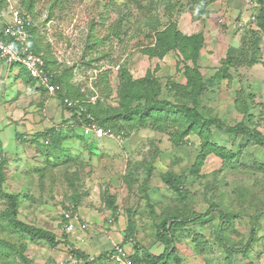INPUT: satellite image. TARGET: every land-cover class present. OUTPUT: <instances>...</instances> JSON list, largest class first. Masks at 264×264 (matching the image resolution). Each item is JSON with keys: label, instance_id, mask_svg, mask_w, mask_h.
Returning <instances> with one entry per match:
<instances>
[{"label": "rangeland", "instance_id": "rangeland-1", "mask_svg": "<svg viewBox=\"0 0 264 264\" xmlns=\"http://www.w3.org/2000/svg\"><path fill=\"white\" fill-rule=\"evenodd\" d=\"M211 1L36 0L28 13L27 0H0V32L15 17L24 18L32 29V47L47 60L50 73L64 77L74 95H82L86 103L92 97L99 101L102 116L118 109L122 69L133 80L151 75L160 99L179 102L168 88L186 84L183 65L191 67V61L186 62L178 49H170L162 58L150 56L154 30L174 24L180 35L200 34L204 42L196 65L204 79L225 67L229 50L235 57L242 54L238 58L242 64L229 66L225 77L207 87V93L199 97L198 110L228 126L243 122L264 134V36L255 23L247 25L253 32L239 28V20H246L241 11L246 0ZM183 22L190 27L186 28L190 35L181 31ZM250 62L255 63L250 66ZM19 68L0 61L3 188L20 196L18 220L53 233L59 244L32 242L14 229L0 196V264L66 260L74 246L67 244L61 216L73 205L85 215L87 228L81 234L100 235L113 229L122 231L125 238L132 232L131 248L135 244L144 255L154 254L150 249L161 244L164 219L180 216L186 226L170 236L179 262L168 264H264L261 148L245 136L212 127L209 140L234 157L223 162L207 154L199 174L193 176L202 140L192 132L182 138V128L171 126L170 121L169 126L158 128L159 123L146 121L140 126L118 118L112 122L123 135L89 142L78 136L83 135L82 129L63 109L59 95L45 104V93L37 83H27ZM238 98L247 104V113L235 110ZM61 128L64 131H58ZM50 130L60 137L55 144L45 138ZM168 172L184 177L182 193L163 181ZM108 193L117 214L105 206L103 198ZM257 214L250 242L251 218ZM223 216H230L229 220ZM240 250L243 253L234 252Z\"/></svg>", "mask_w": 264, "mask_h": 264}, {"label": "trees", "instance_id": "trees-1", "mask_svg": "<svg viewBox=\"0 0 264 264\" xmlns=\"http://www.w3.org/2000/svg\"><path fill=\"white\" fill-rule=\"evenodd\" d=\"M35 1L36 0H27V3H25V10L28 13H32ZM209 2L213 1L209 0ZM258 3L259 7L258 10H256L254 23L256 28L259 29V33L264 36V0H258ZM248 26H251V23H249ZM248 26L246 27V30L250 28L248 32H253L252 27ZM168 27L169 28L163 29L162 31H158V29L154 30V46L149 50V55L152 57L162 58L170 49H178L180 50L186 62L191 61V67L183 65L186 84L184 86L171 84L168 88L169 92H174L173 97L176 98L179 102L160 99V89L157 85L156 79H154L151 75H146V77L139 80H133L130 75L122 69L119 74L122 83L117 89L119 99L118 109L112 110L109 114L102 116L98 111L100 105L99 101L94 104L86 103L82 95H74L64 77L53 75V83L57 86L61 85L62 87L61 91H58L57 93L61 98V105L66 113L69 112L72 115L71 119L77 125V129H82L84 124H86V114L91 115L95 123L100 127L111 129L115 133V135L124 134L122 131H120V128H118L117 125L112 122H115V120L118 118H122L123 120L128 121L131 124L140 126H144L143 123H145L146 121H150L156 126L159 123L158 128L169 126L168 121H170L171 126H177L178 130L179 127L182 128L183 131H181L182 134L180 135L182 138H185L187 134L192 132L198 135L199 139L202 140L200 154L197 158V163L194 165V170L192 171L193 176L194 174L195 176L199 174L201 164L207 154H215V156L223 162L226 160H231V158L234 157L230 152L219 146H216L209 140V129L212 127L224 134H238L245 136L247 137L250 144L258 146L264 153V134L260 133L255 128H251L248 126L246 127V124H244L243 122H239L234 126H228L216 117H204L198 110L200 104L199 97L207 93L208 86L213 85L214 82H217L218 80H221L226 76V72L228 70L227 68L229 66L235 67L237 64H242L238 59L242 57V54H239L238 57H235L230 53L229 50L224 60L225 67H222V69L218 70V72L213 76L204 79V77L200 73L199 67L196 65L199 51L201 50L202 44L204 42L201 35L199 34L191 37H186L178 34L175 31L176 25L173 24L169 25ZM27 29L29 30L28 47L35 54H38V52L32 47L31 44L33 39L32 29ZM0 39L11 42V39L5 36L3 32H0ZM256 42L257 40H254V48H256ZM45 61L48 66V62L46 59ZM254 63L255 62H250L249 64L251 66ZM21 74L25 76V81L30 85H34L36 83V81L31 79L24 70H21ZM42 91L46 95L44 100V103H46L51 98L47 96L44 90ZM64 99H69L74 102L77 101V104L73 107L68 108L63 103ZM234 104L235 110L238 113H247L248 107L244 100L238 98L235 100ZM81 107L85 110V114L79 112ZM247 117V119L251 121V117ZM67 121H65L66 124L69 122ZM58 131H64V128H61ZM82 134L83 135L78 134V136L82 139L88 140L89 142L94 141V139L92 138H89L87 136L85 137L83 129ZM49 137L54 144L57 143L60 139L58 133H55L53 130H50L48 136L45 137L48 138L47 143L50 142ZM3 165L4 161H0V196L3 197L6 201L5 216L10 225L14 229L26 235L32 242L44 241L51 247L57 246L59 244V241L53 233L44 231L31 225H26L18 220L17 213L20 203V196L18 194H10L4 191L3 183L5 177L3 172ZM163 181L174 192L182 193L184 191L183 183L185 182V179L180 175L178 176L172 174L171 172H168L163 177ZM103 201L105 203V206L110 209L113 214H117V208L114 205V198L109 195V193L105 194ZM212 207H214V205H212ZM74 209H76V207L73 205L71 208L69 207L67 211L76 212ZM259 215L260 214L253 215L251 218L252 238L250 239V242L253 241V236L257 225L256 223L259 219ZM228 217L230 216H223V220L228 221ZM197 218H199V216ZM180 219V216L175 217L173 215H170L167 216L162 222L163 231L160 235L159 240L160 243L164 246V251L159 257H154L149 254L144 255L139 247L134 244V253L129 254V259L131 260L132 264H168L172 260L175 261V263H178L179 259L175 256V249L174 247H172L173 245L170 247V236H172L175 231L180 230L182 227L186 226V221H181ZM61 220L64 224L63 229L65 230L67 221L64 219L63 214L61 216ZM131 241L132 232H129L128 235L123 238V242L119 246L124 248V245ZM114 252L115 251L112 250L111 252L103 253L101 256L111 259ZM234 252L243 253L242 250ZM70 254L78 259L81 262L80 264L91 263L90 261H88L87 256H85L81 251L72 250Z\"/></svg>", "mask_w": 264, "mask_h": 264}, {"label": "built area", "instance_id": "built-area-1", "mask_svg": "<svg viewBox=\"0 0 264 264\" xmlns=\"http://www.w3.org/2000/svg\"><path fill=\"white\" fill-rule=\"evenodd\" d=\"M259 7L258 0H246L243 8V13L246 20H239V28L245 29L249 23L255 22L256 9ZM219 22H222L219 19ZM248 23V24H247ZM3 33L11 42L0 39V61L6 65L13 67H20L26 74L36 81L39 88L44 90L49 98L56 96L59 87L53 83V75L50 73L44 57L35 54L28 47V31L27 23L24 18H14L11 24L5 26ZM63 103L69 108L77 104V102L69 99H64ZM88 103L94 104L95 98H91ZM85 114V110L81 107L80 111ZM86 124L82 127L85 136L94 140H116V135L111 129H105L97 125L91 115L86 114ZM63 217L67 221L65 232L71 234L78 231H84L87 226L81 221L77 212H63ZM115 252L110 259L113 264H132L129 259V252L120 247L115 246ZM81 262L73 257L71 254L64 261H59L57 264H80Z\"/></svg>", "mask_w": 264, "mask_h": 264}, {"label": "crops", "instance_id": "crops-1", "mask_svg": "<svg viewBox=\"0 0 264 264\" xmlns=\"http://www.w3.org/2000/svg\"><path fill=\"white\" fill-rule=\"evenodd\" d=\"M243 10V9H242ZM241 10V11H242ZM243 12V11H242ZM236 14H239V11H236ZM243 14L241 13L240 18H243ZM181 27V31L186 34V35H190L187 31L186 28L188 29L187 24H185L184 22L180 24ZM185 31H183L184 29ZM246 29V28H245ZM190 30V27L189 29ZM234 47V46H232ZM49 101L52 103L54 101V99H49L46 103H49ZM45 103V104H46ZM67 116V114H66ZM77 213L79 214V217L81 219L82 222H84L85 224L86 221L83 219L82 213L79 211H77ZM81 231H76L74 233L68 234L69 238L68 239V245L69 246H74V250L75 251H81L85 256H87L88 261H90L91 263L94 262L95 264H113L111 262V260L109 258L103 257L101 256L103 253H107V252H111L115 246L120 245L123 242V233L120 230H111L108 231L106 234H100L97 235V233H89L87 236L84 234L80 233ZM67 234V233H66ZM161 245V246H160ZM159 247L157 248H152L150 250H152V252L155 251V253H151L149 251V254L157 257V255H160L163 253L164 251V246L162 244H160ZM132 244H125L124 248L129 252V254H133L134 253V249L131 248ZM161 248V249H160ZM158 251V252H156ZM162 251V252H161ZM78 260V259H77Z\"/></svg>", "mask_w": 264, "mask_h": 264}]
</instances>
